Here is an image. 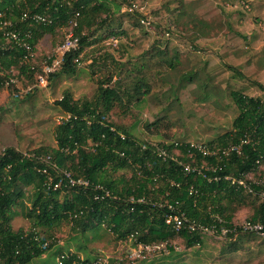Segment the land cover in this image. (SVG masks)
<instances>
[{"label":"trees","instance_id":"trees-1","mask_svg":"<svg viewBox=\"0 0 264 264\" xmlns=\"http://www.w3.org/2000/svg\"><path fill=\"white\" fill-rule=\"evenodd\" d=\"M134 4L130 0H0V12L6 14L21 36L30 32L27 41L34 54V59L25 60V50L0 40L7 46V50H0V91L13 87H6L5 83L9 78H15V70L34 84L35 75L44 64L36 62L35 46L44 35L53 36L56 29L64 27L78 38V48L63 55L59 70L49 79L74 75L79 62L75 64L73 60L79 58L86 46L95 42L85 31L108 28V19L116 11L122 6L131 8ZM131 12L139 23L145 20L141 13ZM23 13L39 14L47 22L21 20ZM74 22L75 26L72 25ZM192 77L193 74L183 76L185 80ZM112 78L109 76L98 84L94 102L79 103L69 92L54 102L61 113L68 116L55 128V149L40 147L28 152L33 158L23 157L22 152L14 147L1 151L0 264H31L41 258L55 243L52 231L63 222L71 225L72 232L91 241L105 231L117 242L131 240L132 246L137 243L159 244L176 237L181 238L187 248L200 244V234H189L184 230L176 233L165 224L168 205L189 221L207 225L212 223L214 216H219L221 226H230L245 199L252 197V216L248 221L264 226V204L258 195L264 189V175L257 177L262 180L261 185L251 184L254 196L223 179L231 176L245 180L246 175L258 172L264 164L263 99L230 92L238 111L232 130L215 141L201 144L209 149L238 146L239 155L232 152L219 158L204 156L183 142L158 144L167 154L162 158L154 152L155 147L138 142L128 130L108 121V113L113 107L128 109L118 84L112 87L103 85L109 84ZM143 86L141 80L136 81L131 94L123 93L129 104L133 98L138 100V96L146 95L149 88L145 86L146 90L141 92ZM34 89L21 98L29 96ZM174 150L180 153L175 159L172 157ZM37 157L49 159L47 162ZM183 165H205L208 170H202L200 176L185 173ZM120 170L132 171L131 177L127 181L124 178L117 181L112 173ZM59 171L70 173L74 179L88 180L89 187L69 186ZM215 177L219 179L215 180ZM60 181L61 186L54 190L53 185ZM95 186H101L109 195L102 197ZM26 187L33 190L29 206L23 202ZM190 188L197 193L189 194ZM96 195L99 198L95 200ZM15 206H19L20 214L29 223L27 231L12 229L11 221L15 215L12 208ZM44 243H48L47 247H43ZM55 248L53 264H98L95 257L80 258L79 250L65 252L58 246Z\"/></svg>","mask_w":264,"mask_h":264},{"label":"rangeland","instance_id":"rangeland-1","mask_svg":"<svg viewBox=\"0 0 264 264\" xmlns=\"http://www.w3.org/2000/svg\"><path fill=\"white\" fill-rule=\"evenodd\" d=\"M130 1L135 9L122 6L108 19V28L85 31L95 42L84 48L74 75L50 77L46 87L21 98L33 82L15 70L17 87L0 91V153L10 145L24 154L40 147L55 149V128L64 115L54 102L65 92L79 103L94 102L98 84L109 76L112 81L103 85L118 84L128 109L113 107L108 121L157 148L183 142L201 145L232 130L238 111L230 92L264 100V0ZM134 10L149 25H141L131 14ZM68 34L64 27L53 36L44 35L35 46L36 62H50ZM190 74L191 79L183 78ZM139 80L149 90L129 104L123 93L131 94ZM178 156L174 150L172 157ZM131 175L130 170L112 173L117 181ZM249 175L258 180L264 164ZM24 192L23 202L29 206L33 190L26 187ZM253 200L245 199L233 223L250 220ZM12 211V229L27 231L29 223L19 206ZM52 240L51 250L31 264H53L57 246L65 252L79 250L80 258L95 257L98 264H264V238L252 233L232 240L203 235L191 248L176 237L160 252H144L143 260L131 256V240L117 242L105 231L94 241L86 240L66 222L52 231Z\"/></svg>","mask_w":264,"mask_h":264},{"label":"built area","instance_id":"built-area-1","mask_svg":"<svg viewBox=\"0 0 264 264\" xmlns=\"http://www.w3.org/2000/svg\"><path fill=\"white\" fill-rule=\"evenodd\" d=\"M135 5H133L131 8H134ZM130 9V8H129ZM132 9V10H133ZM78 14H76V17ZM21 20H28L29 22L33 23H46L47 19L39 14H33L28 15L27 13H23ZM50 22V21H49ZM149 21H141V24L149 25ZM73 26L76 25V22L72 24ZM31 37L30 32H25L23 36H21L20 32L12 26V22L6 18L5 13L0 12V40L3 39L5 42L13 43V45L25 50L27 52V55H25V60H32L34 59V54L32 53V47L30 43L27 41ZM78 48V38L73 35V33L70 31L69 34L66 36L65 40L59 44L56 47L55 53L56 56L50 61V63H44L38 73L35 75V83L32 86H29L26 88L25 93L31 91L33 88H43L47 86V82L49 81V76L55 72H57L60 68V65L62 63V58L65 53H68L70 51H74ZM0 50H7V46L0 42ZM0 54V59H1ZM80 58V56H79ZM74 59L73 62L75 64H78V59ZM33 70V67L31 68ZM1 74V71H0ZM18 81L15 78H9L8 81L5 83V86L8 87L12 85L13 87H17ZM64 115V114H63ZM68 118V116L64 115V118L61 119L59 124L62 122V120H65ZM58 124V125H59ZM155 147V146H153ZM190 147L196 149L198 152H200L204 156H216L219 157H225L228 156L229 153L235 152L236 154H240V148L238 146L231 145L228 148L220 149V148H213L209 149L202 145H193L190 144ZM154 152L158 154L159 157L165 158L167 154L164 150L161 148H154ZM23 157L26 158H33L31 154L29 153H22ZM219 156V157H218ZM38 160L41 161H47L48 157L42 158L37 157ZM173 159V158H172ZM258 163V162H256ZM53 169H56V166L52 165ZM183 170L185 173H196L197 175L202 176V170H208V168L205 165H201L200 167L197 166H190V165H183ZM46 171H44L45 173ZM62 177L65 178L67 181V184L69 186H76L79 188H87L89 187V181L78 178L74 179L71 177L70 173L68 172H61ZM252 174V173H250ZM249 175V174H248ZM246 175L245 180L242 179H236L231 176H224L223 179L226 181H229L232 184H236L238 187H241L244 191H246L249 194L255 195L253 189L251 188V184L261 185L262 180H253L251 175ZM219 178L215 177V180ZM48 182H51V178L48 177ZM61 186V181L57 182L53 185V189H58ZM95 189L100 190L101 195L108 196L109 192L106 190H103L101 186H95ZM196 194L197 192L193 190L192 188L189 189V194ZM260 202L264 204V189L259 191L258 193ZM99 196H95V200L98 199ZM139 202H142L140 200ZM169 213L165 216V224L169 227H171L176 233H179L180 231L184 230L188 232L189 234L197 233L201 236L205 235L214 239H221V240H232L234 237L241 233H252L255 234L261 238H264V226L262 224H252L249 221H243L240 224L232 223L230 226H221L222 223L221 218L219 216H214V219L211 224H202V223H196L193 221H189L183 214H177L174 211V208L172 205H168ZM229 236H232L229 238ZM126 243V242H125ZM164 244L166 243H159V244H141L137 243L135 246H132V253L131 256L139 257V259L143 260L145 259L144 252L149 253L153 250H161L164 248ZM48 243H44L43 247H47ZM166 249V248H165ZM165 252V250H163ZM160 252V251H159ZM140 256V254H142ZM109 259V258H108ZM57 261H59L57 259ZM116 261V260H115ZM98 263V262H97Z\"/></svg>","mask_w":264,"mask_h":264},{"label":"crops","instance_id":"crops-1","mask_svg":"<svg viewBox=\"0 0 264 264\" xmlns=\"http://www.w3.org/2000/svg\"><path fill=\"white\" fill-rule=\"evenodd\" d=\"M7 147H14L15 149H17V146H13V145H10V146H7ZM6 148V147H5ZM44 256V255H43ZM42 256V257H43Z\"/></svg>","mask_w":264,"mask_h":264}]
</instances>
